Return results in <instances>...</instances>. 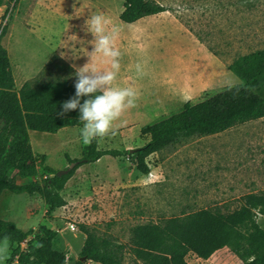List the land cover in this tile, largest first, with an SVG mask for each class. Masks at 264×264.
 <instances>
[{"label":"rangeland","instance_id":"374dc122","mask_svg":"<svg viewBox=\"0 0 264 264\" xmlns=\"http://www.w3.org/2000/svg\"><path fill=\"white\" fill-rule=\"evenodd\" d=\"M30 1L0 0L3 3L0 5V24H6L8 29L12 22L8 38L6 30L1 42L6 37L4 42L13 61L15 57L19 58V47L23 42H28L34 50L39 46L42 52L39 42L47 39V36L22 28L20 19L25 15ZM92 1L99 6L107 5V18L111 25H119L120 31L131 33V23L119 19L123 0ZM156 1L184 16L196 30L203 31L209 45L222 52L223 60L218 58L222 66H226L238 53L264 48V0H255L257 8L252 10L245 5L249 3L247 0ZM42 2L44 5L41 4V8L44 11H53L59 15L58 19H40L42 27H46L45 32H49L50 27L62 31L67 24L66 16L72 13L75 0H54L52 4L56 2V6L50 5L51 0ZM148 30L147 35L140 33L132 37L138 49L125 53V56L144 66L145 60L161 67L167 66L165 57L171 48L182 41L180 35L174 28L166 26L161 29L154 27L152 32ZM44 59L40 54L34 66L36 70L42 66ZM228 71L230 77L226 78L221 72V79L223 77L225 81L216 93L240 82L232 71ZM211 95L213 94H205L202 98ZM176 112L178 111L168 114ZM162 118L164 116L157 117L155 122ZM82 127L83 125L68 126L57 134L33 132L34 151L46 155V164L50 167L65 169L69 165L66 154L71 158L81 157L85 145L80 136ZM139 130V127L125 129L123 136L117 130L114 135L99 138V148L123 150L126 147L141 146L146 138L140 136ZM133 140L135 142H131ZM112 159V156L104 155L102 161H113ZM147 162L152 175H144L136 170L138 178L133 184L125 179L124 183L119 181V163L112 162L107 166L102 162L99 169L103 173L94 176L92 170L97 171L98 168L92 166L89 180L79 188L74 189L69 180L66 182L60 192L66 204L49 216L45 213L46 204L39 194H14L4 190L0 195V218L13 221L23 230L32 228V235L38 234L41 225L56 232L53 246L66 253L68 263L74 261L80 237L84 235L80 226L88 225L99 237L108 239L118 253L121 247L120 255L124 264H133L135 255L130 239L134 226L206 207L233 211L241 204L243 195L264 192V117L235 125L221 133L191 136L152 153L147 157ZM46 175L41 166H38L33 178H21L14 172L10 174V178L16 183H27ZM256 219L264 228V215L257 213ZM70 223L75 225L74 231L70 229ZM24 245L25 242L21 244ZM11 251L12 246L9 244L7 259L0 261V264H9ZM208 258L207 264H242L228 247L216 250Z\"/></svg>","mask_w":264,"mask_h":264},{"label":"trees","instance_id":"16d2710c","mask_svg":"<svg viewBox=\"0 0 264 264\" xmlns=\"http://www.w3.org/2000/svg\"><path fill=\"white\" fill-rule=\"evenodd\" d=\"M249 9L256 1L247 0ZM3 3H0L2 5ZM169 11L213 55L223 60L219 49L209 45L203 31L196 30L188 19L156 0H123L119 19L132 23L148 15ZM6 12L4 13V15ZM7 30L0 24V195L4 190L14 194H39L46 204V215L64 206L61 195L66 182L83 164L101 156H127L136 169L146 175L150 171L147 157L166 146L177 144L191 136L221 133L235 125L264 117V48H254L234 55L226 67L240 82L228 86L196 103L186 102L183 108L140 130L148 136L141 146L132 149H98L97 139L85 144L79 158L66 154L70 170L58 176V169L46 164V155L34 154L29 130L56 133L68 126H81L79 110L61 116L63 102L75 95V69L59 55H53L34 77L16 90L7 49L1 38ZM87 97L81 98V103ZM47 173L39 180L16 183L12 172L21 178H33L37 167ZM264 215V192L242 196L233 211L206 207L183 215L147 221L132 228L130 244L133 264H188L186 255L195 253L207 259L216 250L228 247L242 264H264V228L256 219ZM85 235L78 257L67 263L66 253L54 248L56 232L44 225L36 235L33 229L23 230L13 221L0 218V241L5 237L12 246L9 262L18 254L19 264H85L92 260L100 264H124L122 256L106 238L99 237L88 225L80 226ZM25 242V248L21 244Z\"/></svg>","mask_w":264,"mask_h":264},{"label":"crops","instance_id":"0c3cea01","mask_svg":"<svg viewBox=\"0 0 264 264\" xmlns=\"http://www.w3.org/2000/svg\"><path fill=\"white\" fill-rule=\"evenodd\" d=\"M53 1L51 0L50 5L56 6L57 3L52 4ZM41 4L44 5L42 0H31L25 15H22L20 19V23L23 25L22 28L28 29L29 32L47 36V39H42L39 42V45L43 48L42 52L39 50V46H36L34 50L33 47L29 46L28 42H23L19 47V58L15 57L14 61L11 60L9 49L4 41L9 36L12 22L9 24L7 34L5 33L6 37L2 41L8 52L16 90L26 80L34 77L55 54H58L72 67L75 65L78 68L88 63L89 52L93 50L91 41L94 37L87 31L86 21L93 14L103 13L106 17L108 14L107 5L99 6L92 0H75L72 4V13L66 16L67 24H65L64 29L57 31L54 29L55 27H50L48 28L49 32L46 33V27H42L43 24L40 22V19L43 17L58 19L59 15L50 10V12L48 10L44 11L41 8ZM143 21H147L148 23H141ZM130 26L132 29L131 33L126 34L122 30L119 31V37L116 42L117 47L122 53L120 59L121 68L116 84L120 87L133 86L138 91V99L136 106L128 109L121 117V120L117 121L116 131L119 130L121 136L125 135L123 133L125 129L134 127L143 128L148 124L154 123L157 117H166V115H171L168 113L172 111H180L186 102L193 104L202 100V96L205 94H215L216 90L225 81L223 77L221 79V72L224 73L225 78L230 77L228 68L224 65L222 66L221 61L200 43L169 11L145 16L132 22ZM165 26L177 30V34L180 35L182 40L178 46L175 45L171 48V51L166 55L165 61L168 63L167 66H158L150 60H145L144 66L139 61L125 56V53H131L138 49V45L133 42V36L136 37L140 33L147 35L148 29L149 32H152L154 27L161 29V27ZM116 27L119 28V25ZM150 36L151 34H149ZM40 54L45 59L42 66L36 70L34 66ZM94 64L100 69L108 67V65L103 63V59L99 55L95 58ZM137 65H140L142 69L139 73L137 72ZM65 128L59 129L56 134ZM33 132L35 133L36 131H28L30 144L33 153L39 155L33 148ZM144 138H146V142L148 136ZM138 139H140V136ZM98 140L99 138H97V147L101 149L99 148ZM131 142H135V140ZM130 148L126 147L125 149ZM103 157L101 156L95 162L83 164L75 170L73 176L69 178V182H71L74 189L79 188L89 180L90 170H92L90 168L92 166L98 168L97 171L92 170L95 173L93 176L100 175V172L103 173L99 169L102 162L105 165L107 164V166L112 162L119 163V177L121 176L119 181L121 183H124L125 179L129 184H133L134 180L138 178L137 169L127 156H112L113 161H102ZM109 170L113 171L112 169ZM129 173L131 174L128 175ZM84 239L85 235L80 237L79 250L75 252L73 256L74 260L78 257ZM186 261L188 264H207L209 258L202 259L195 253L188 252ZM85 264L100 263L89 260Z\"/></svg>","mask_w":264,"mask_h":264},{"label":"clouds","instance_id":"9594fccd","mask_svg":"<svg viewBox=\"0 0 264 264\" xmlns=\"http://www.w3.org/2000/svg\"><path fill=\"white\" fill-rule=\"evenodd\" d=\"M87 31L94 39L91 41L93 50L89 52V62L76 68L77 77L75 95L63 102L59 115L79 110V120L83 122L80 136L84 144H90L97 138L114 135L117 121L130 108L136 106L138 91L133 86L120 87L116 84L120 72L121 51L117 47L119 28L111 25V21L103 14H93L86 21ZM108 65L105 69L95 66L97 56ZM137 65V72H141ZM87 97L81 103V98ZM9 250L8 239L0 241V261L7 259Z\"/></svg>","mask_w":264,"mask_h":264},{"label":"built area","instance_id":"2783aa9c","mask_svg":"<svg viewBox=\"0 0 264 264\" xmlns=\"http://www.w3.org/2000/svg\"><path fill=\"white\" fill-rule=\"evenodd\" d=\"M149 165V164H148ZM152 175V173H151V171H149V176H151ZM69 226H70V229L72 230V231H74L75 229H76V227H75V225L74 224H69ZM25 248V245L24 246H21V249H24ZM9 264H19V262H18V254H16L15 256H14V258L12 259V261L11 262H9Z\"/></svg>","mask_w":264,"mask_h":264},{"label":"water","instance_id":"95a60500","mask_svg":"<svg viewBox=\"0 0 264 264\" xmlns=\"http://www.w3.org/2000/svg\"><path fill=\"white\" fill-rule=\"evenodd\" d=\"M130 150L132 151V149H130ZM73 166H74V163H69V165L65 169H58L56 174L58 176H61L65 173H67L70 170V168H72Z\"/></svg>","mask_w":264,"mask_h":264}]
</instances>
